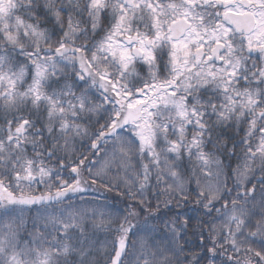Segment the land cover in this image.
<instances>
[{"label":"snow or ice","instance_id":"1","mask_svg":"<svg viewBox=\"0 0 264 264\" xmlns=\"http://www.w3.org/2000/svg\"><path fill=\"white\" fill-rule=\"evenodd\" d=\"M0 264H264V0H0Z\"/></svg>","mask_w":264,"mask_h":264}]
</instances>
